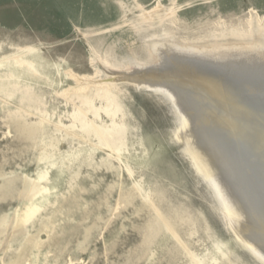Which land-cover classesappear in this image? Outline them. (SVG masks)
Listing matches in <instances>:
<instances>
[{"label": "rangeland", "instance_id": "1", "mask_svg": "<svg viewBox=\"0 0 264 264\" xmlns=\"http://www.w3.org/2000/svg\"><path fill=\"white\" fill-rule=\"evenodd\" d=\"M165 46L258 54L264 0H0V264H258L180 155L169 104L130 82L182 78L135 73ZM186 89L204 105L235 90Z\"/></svg>", "mask_w": 264, "mask_h": 264}, {"label": "bare ground", "instance_id": "2", "mask_svg": "<svg viewBox=\"0 0 264 264\" xmlns=\"http://www.w3.org/2000/svg\"><path fill=\"white\" fill-rule=\"evenodd\" d=\"M195 51L187 52L186 50L185 52L176 49V47L165 46L158 52V54L161 52L162 56V59L158 57L161 59L158 61L160 64L155 63L135 71V73L151 71L153 75L160 74V77L163 78H166L163 74H166L167 77L170 73L169 76L182 74V78L171 82V86H156L155 84L153 86L152 83L151 85L150 83L138 84L139 82L126 80L135 83L137 86H146L148 90L157 93L159 96H177L184 103L190 124L196 128L198 135L201 134L205 138L204 143L208 154L225 167L227 176L238 182L240 197L253 212L252 218H248L242 211V207H240L242 209L234 207L217 182V184L215 183L216 190L221 191L222 197H218L216 190L213 192L216 196L215 206L221 216L223 215L225 226H234L233 220H237L239 223V231H236L238 238L247 245L254 247V250H261V245L264 247V138L256 139L253 131L255 127L252 126V123L244 121L245 119L239 121L238 113L227 114L223 111V107L220 109L214 103H217V100L220 101L221 97L224 96V99L227 98V105L236 103L244 111L246 109L251 111L252 109L250 115L254 116L259 123L256 126L257 132L259 135L264 134V49L258 54L248 53L245 49L242 51L234 49L229 53L218 54L213 57L206 56L204 51ZM194 83L214 89L225 87L228 90H235L223 93L222 96L215 95V93L211 94L207 104H198L196 95L189 89L184 90L186 85H194ZM239 89L244 90L246 96H240L236 92ZM210 107H216L212 117L208 111ZM173 115L176 122L174 137L178 143L177 148L180 146L182 148L185 144L184 153L189 154L190 158L198 163L200 168L196 166L197 169L199 168L207 176L215 178L214 172L208 166V160L204 156L208 154L196 146L193 147L191 144L194 142V137L182 132L188 126L183 119L186 116L182 117L181 114H178L176 117L175 113ZM224 129L228 132L225 133ZM216 138L219 139L215 140ZM255 152L257 153L254 155ZM252 155L254 156L252 157ZM254 187L256 192H254ZM212 188L214 189V187ZM245 189L249 193L250 191L252 194L254 192L255 199L260 195L261 199L257 201L258 204L251 203L250 195L244 193ZM255 209H257L256 212ZM244 232L257 239L259 245L254 246L249 240L243 238Z\"/></svg>", "mask_w": 264, "mask_h": 264}, {"label": "water", "instance_id": "3", "mask_svg": "<svg viewBox=\"0 0 264 264\" xmlns=\"http://www.w3.org/2000/svg\"><path fill=\"white\" fill-rule=\"evenodd\" d=\"M162 98L169 104V106L171 107V111H173V113H175L176 117L178 116V114H181L182 117L186 116V118L184 117L183 119L187 122L188 126L182 132L191 134L194 137V142H192L191 145L193 147L196 146L197 148H199V150H204L208 154L206 144L204 143L205 138L201 134L198 135L196 128L192 127V125L190 124V118L188 117V113L186 111L184 103H182V101H180L177 98V96H171V97L162 96ZM174 142L176 143V145L178 144L175 137H174ZM184 145L182 146V148H184ZM182 148H181V146H180V148H178L180 155H182L187 160L192 172L195 174V176L198 178V180L205 185L206 189L210 192L213 203L215 204V201H216L215 200L216 196H214L213 192H215V190L217 189V187L215 185L218 182L220 184V186L223 188L224 192L226 193V196L229 199V201L231 202V204L234 207L236 206L237 208L242 207L243 209L242 208H240V209H242V211L245 213V216H247L248 218H252L253 212L250 210L249 205L245 204L242 201V198L240 197L241 195L239 194L240 192L238 189V182L234 181L233 178H230V176H227L228 173L226 172L225 167L222 166L220 164V162H218L211 155H209V154L204 155L208 160V162H207L208 166L211 167V170H213V172H214L215 178L214 177L212 178L209 175L207 176L201 170H199L200 167L197 165L198 163H196L193 160V158H190L189 154L184 153L185 148L183 150H182ZM196 166L199 168L197 169ZM212 187H214V189ZM254 189H255L254 192H256L257 190L255 187H254ZM245 192L247 195H250L251 203H253L255 205L258 204L257 201H259L261 199L260 195L258 197L256 195L257 198L255 199L254 198V195H255L254 192H253V194H252V191H250V193H249L248 190H246V189L244 190V193ZM216 193H217L218 197H222V195H221L222 193H221V191H219V189L216 190ZM215 208L219 213V210L217 209L216 206H215ZM254 211L256 212L257 209H255ZM219 214L221 215V213H219ZM222 220H223V218H222ZM233 222H234V226L229 225L227 227L224 224L225 229L232 235L234 241L238 245H240L252 257V259L256 263L264 264V247H262V245H261V250H254V247L247 245V243H245L242 239L238 238L236 231H239V228H238L239 223L235 219L233 220ZM243 238L249 240V242L252 243V245H254V246L259 245L257 239L252 238L247 232L243 233Z\"/></svg>", "mask_w": 264, "mask_h": 264}]
</instances>
